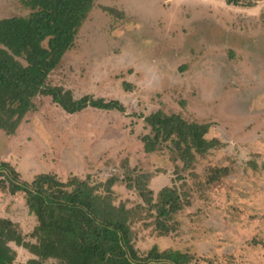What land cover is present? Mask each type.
Segmentation results:
<instances>
[{"label":"rangeland","instance_id":"obj_1","mask_svg":"<svg viewBox=\"0 0 264 264\" xmlns=\"http://www.w3.org/2000/svg\"><path fill=\"white\" fill-rule=\"evenodd\" d=\"M249 1L98 0L48 85L74 99L118 101L125 112L69 115L40 96L13 135L0 131V164L26 182L47 173L93 184L113 177L117 203L130 209L142 202L123 179L137 164L153 174L155 195L164 187L190 189V181H176L167 150L143 153L140 139L149 130L141 118L163 111L209 124L207 139L224 148L201 160L196 173L203 182L212 168H227L229 176L197 192L180 215L179 236L158 237L138 213L136 248L141 255L153 246L180 249L197 264H264V1L244 7ZM29 13L19 0H0V19ZM0 218L16 223L27 241L36 225L25 195H11L5 181ZM15 249V264L30 258Z\"/></svg>","mask_w":264,"mask_h":264},{"label":"trees","instance_id":"obj_2","mask_svg":"<svg viewBox=\"0 0 264 264\" xmlns=\"http://www.w3.org/2000/svg\"><path fill=\"white\" fill-rule=\"evenodd\" d=\"M19 1L29 9L27 16L0 19V131L13 135L25 116L35 110L34 101L40 96L51 99L69 115L86 109L124 113L118 101L88 95L74 99L70 91L48 85L50 74L73 48L98 0ZM262 1L251 0L243 6L252 8ZM225 3L238 6L240 0ZM141 119L149 130L140 139L143 153L164 156L167 150L176 181L182 186L190 181L192 191L172 186L155 195L149 185L153 174L137 164L125 174L123 183L142 203L129 209L117 203L113 187L118 182L113 177L93 184L75 176L62 182L47 173L26 182L1 163L0 182H7L11 195H25L36 225L27 241L16 223L0 218V264L16 263L15 247L30 256L22 264H197L189 252L174 248L159 251L153 246L141 255L132 225L138 213H144L158 237L181 235L184 224L180 215L191 207L197 192L206 194L212 183L229 176L227 168H212L203 182L196 173L198 163L224 145L216 138L207 139L209 124L188 122L180 114L154 111Z\"/></svg>","mask_w":264,"mask_h":264}]
</instances>
